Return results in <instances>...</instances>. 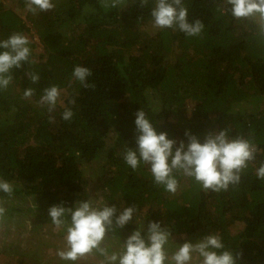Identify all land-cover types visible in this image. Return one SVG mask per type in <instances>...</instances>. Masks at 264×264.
I'll list each match as a JSON object with an SVG mask.
<instances>
[{
  "label": "trees",
  "instance_id": "obj_1",
  "mask_svg": "<svg viewBox=\"0 0 264 264\" xmlns=\"http://www.w3.org/2000/svg\"><path fill=\"white\" fill-rule=\"evenodd\" d=\"M14 1L23 14L0 0V40L33 31L37 41L29 40L31 62L13 69L12 82L0 90V179L12 184L13 195L41 201L51 222L52 205L89 199L83 173L100 161L104 201L138 209L113 236L131 234L137 221H159L173 240L216 233L240 253L238 264H264V180L256 175L264 163V40L254 27L236 20L224 0H183L189 21L204 24L193 37L170 28L142 31L153 25V0L143 7L127 0L118 8L101 0H53V9L36 14L25 0ZM77 65L92 69L88 82L95 89L70 79ZM31 73L40 76L38 83ZM52 85L66 95L50 113L40 97ZM28 88L34 94L25 99ZM66 107L74 113L70 121L62 119ZM141 108L175 146L187 145L186 130L203 142L226 128L230 137L252 141L255 159L226 191L205 192L194 178L177 174V192H167L153 182L149 166L133 170L123 159L126 147H136ZM6 198L0 192V201ZM237 224L241 228L231 231Z\"/></svg>",
  "mask_w": 264,
  "mask_h": 264
},
{
  "label": "clouds",
  "instance_id": "obj_2",
  "mask_svg": "<svg viewBox=\"0 0 264 264\" xmlns=\"http://www.w3.org/2000/svg\"><path fill=\"white\" fill-rule=\"evenodd\" d=\"M230 6L231 15L238 21H246L255 29V34L264 40V0H224ZM140 6L149 0H139ZM105 8L126 6L127 0H101ZM26 9L33 14L49 11L55 7L53 0H25ZM151 17L153 27L170 28L193 37L201 34L204 24L200 19L189 21L188 9L183 0H153ZM27 36L13 32L7 39L0 40V90H6L13 80V69L30 63L31 50ZM33 84L40 76L31 73ZM93 75L87 66L74 67L71 78L85 88L95 89L88 78ZM34 94L33 88L24 91L25 99ZM61 90L58 85L43 89L40 104L54 111ZM75 99L69 104H75ZM73 110L65 108L62 119L70 121ZM135 148L126 147L123 159L136 170L141 164L149 166L156 185L163 186L167 192L175 194L179 187L177 174L192 177L207 192L228 190L230 185H238L242 172L256 156V147L251 140L243 137H230L226 128L208 133L203 142L186 130L187 145L181 140L178 146L175 139L168 138L167 132H158L146 112L141 108L135 113ZM175 146V147H174ZM259 179L264 180V163L256 170ZM0 192L9 197L13 186L0 179ZM138 211L136 205L118 208L116 204L97 203L92 199H79L72 207L63 203L52 205L48 214L57 228L65 230V247L57 255L63 261L72 262L92 254L104 257V264H238L240 253L229 250L216 233L205 234L195 242L185 241L170 246L172 231L159 221H148L147 226L138 227L123 241L120 250L109 252L104 245L106 236L114 234L133 220ZM6 209L0 205V221L5 218ZM70 217V219H66Z\"/></svg>",
  "mask_w": 264,
  "mask_h": 264
},
{
  "label": "rangeland",
  "instance_id": "obj_3",
  "mask_svg": "<svg viewBox=\"0 0 264 264\" xmlns=\"http://www.w3.org/2000/svg\"><path fill=\"white\" fill-rule=\"evenodd\" d=\"M1 3L16 13L23 14L14 0H1ZM143 30L152 34L156 29L152 24H147ZM30 32L29 40L37 41L33 31ZM37 49L39 48L37 47ZM65 95V91L61 90L58 106L63 105ZM101 164L98 161L86 167L83 173L84 186L89 199L97 203H106L100 191L99 181L101 178L96 174ZM0 205L6 209L5 218L0 221V264H72V262L61 260L57 255L58 250L65 247L66 233L62 227L57 228L53 223L44 220L45 208L41 201L13 195L1 200ZM241 226V224H237L231 231L238 230ZM129 235L130 233L123 231L117 238L109 233L102 246L107 247L109 252H118L123 241ZM185 241L195 242L196 240L185 236L176 237L174 240L171 238L170 246L174 248L177 244ZM75 264H104V257L99 254L87 255L76 261Z\"/></svg>",
  "mask_w": 264,
  "mask_h": 264
}]
</instances>
